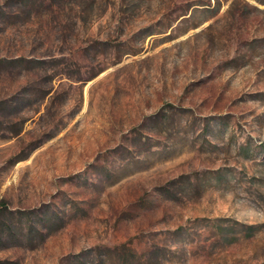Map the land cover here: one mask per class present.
<instances>
[{
  "label": "rangeland",
  "instance_id": "1",
  "mask_svg": "<svg viewBox=\"0 0 264 264\" xmlns=\"http://www.w3.org/2000/svg\"><path fill=\"white\" fill-rule=\"evenodd\" d=\"M0 264H264V5L0 0Z\"/></svg>",
  "mask_w": 264,
  "mask_h": 264
},
{
  "label": "trees",
  "instance_id": "2",
  "mask_svg": "<svg viewBox=\"0 0 264 264\" xmlns=\"http://www.w3.org/2000/svg\"><path fill=\"white\" fill-rule=\"evenodd\" d=\"M256 1L264 5V0H256Z\"/></svg>",
  "mask_w": 264,
  "mask_h": 264
}]
</instances>
